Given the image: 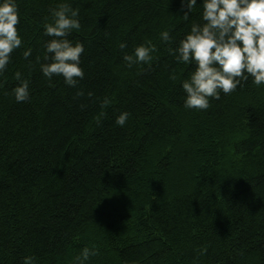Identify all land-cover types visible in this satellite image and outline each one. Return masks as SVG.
I'll return each instance as SVG.
<instances>
[{
    "label": "trees",
    "instance_id": "16d2710c",
    "mask_svg": "<svg viewBox=\"0 0 264 264\" xmlns=\"http://www.w3.org/2000/svg\"><path fill=\"white\" fill-rule=\"evenodd\" d=\"M61 3L79 9L75 87L41 72ZM17 4L23 42L0 76V264H76L84 247L98 250L86 264H264V85L249 77L186 109L195 65L170 51L203 0L187 21L182 0ZM147 42L152 59L128 67L123 55ZM17 71L30 84L21 103Z\"/></svg>",
    "mask_w": 264,
    "mask_h": 264
},
{
    "label": "clouds",
    "instance_id": "9594fccd",
    "mask_svg": "<svg viewBox=\"0 0 264 264\" xmlns=\"http://www.w3.org/2000/svg\"><path fill=\"white\" fill-rule=\"evenodd\" d=\"M189 13L198 7L197 0H182ZM79 9L61 3L51 9L52 22L44 24V35L50 37L45 43L46 63L41 64V72L49 80L62 76L64 83L75 87L83 79L81 56L84 45L69 39L73 30L81 27ZM20 23L17 0H0V76L11 62V54L22 45L18 31ZM164 42L170 41L169 31L160 33ZM121 49L127 48L121 42ZM155 47L151 42L141 43L132 53H125L123 60L128 67L146 63L152 59ZM172 51L178 63L195 65L194 70L182 81L186 94V109L207 110L211 99H220L233 92L242 81L252 78L256 86L264 85V0H203L199 22H193L190 30ZM32 55V49L23 52L25 59ZM18 82L12 89L17 103L30 97L29 80L20 71L15 72ZM129 117L122 112L115 124L123 127ZM98 254L95 248L84 247L76 264H86L90 257ZM23 264H33L32 257H25Z\"/></svg>",
    "mask_w": 264,
    "mask_h": 264
}]
</instances>
